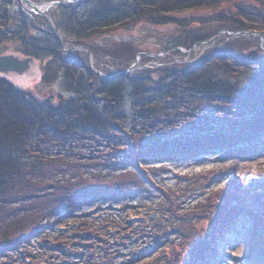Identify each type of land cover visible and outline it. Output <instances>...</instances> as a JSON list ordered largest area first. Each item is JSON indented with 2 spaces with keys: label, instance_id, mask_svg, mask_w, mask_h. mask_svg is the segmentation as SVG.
<instances>
[{
  "label": "trees",
  "instance_id": "16d2710c",
  "mask_svg": "<svg viewBox=\"0 0 264 264\" xmlns=\"http://www.w3.org/2000/svg\"><path fill=\"white\" fill-rule=\"evenodd\" d=\"M93 1L56 4L52 14H45L56 34L44 17L22 5L15 19L19 27L8 28L10 14L4 4H0V53L7 51V42L21 39L22 50H13L36 61L46 60L38 67L39 76L44 81L60 82L68 96L64 98L55 93L57 96L39 98L29 87L0 74V255L15 246L13 249L21 258L15 264H39L36 254L41 248L42 234L35 208L41 211L47 208L48 215L59 221L64 219L67 209L64 201L69 197L65 185L59 192L45 190L43 179L49 161L63 152L88 160V155H78L71 150L81 149L80 141L90 139L93 134L99 136L95 147L112 159L110 171H114L117 163H129V167L120 168L123 171L117 172V177L131 176V185L137 177L156 194L160 192L158 186L162 185L159 181L167 179L160 166L163 161H184L215 152L220 156L214 166L192 173L194 180H199L201 192L207 191V185L224 184L212 202L203 203L196 209L198 212L191 215L205 217L211 207L223 211H215L204 232L197 226L198 220L189 225L188 230L192 229L195 235L188 241L185 238L192 247L178 256L183 264L215 262L216 240L222 239L225 231L235 228L242 220L236 212L237 217L232 214L234 218L226 222L228 208L237 210L244 205L249 213L256 214L259 220L253 221L251 237L256 243L264 242V180L244 182V165L232 174L236 161L240 158L250 161L254 149L264 147V48L255 35L247 33L252 30L264 33V0H120L117 3L99 0L98 7L83 14L81 9ZM117 27L137 29L144 34L158 33L161 44L154 52L164 51L159 57L165 55L168 62L146 67L144 64L151 58L143 55L141 70L130 69L114 75L107 61H98L93 66L109 76L98 74L85 60V49L90 52L92 65V60L107 52L99 53L95 38L103 39ZM35 30H38L36 39ZM219 31L224 32L214 41L218 43V37L223 38V46L210 47L198 60L195 55L192 59L174 62L172 55L179 52L177 49L189 51L192 47H205ZM74 44L83 45L85 49L70 50ZM138 50H127L131 62L113 58V66L122 70L129 67ZM79 51L84 57L76 56ZM113 54L117 56L118 52ZM95 106L101 107L103 112ZM59 142L62 147L58 146ZM150 145L157 148L156 152H151L152 156L146 153V161L156 169L148 171L158 176L159 170L157 178L136 168L143 162L141 154L148 151ZM240 152L244 156H236ZM224 158L235 162L223 161ZM132 168L134 172L130 171ZM104 187V193L113 188ZM116 188L118 192L129 191ZM115 190L109 191L110 194H115ZM85 194L88 193L83 192L82 196ZM39 203L44 206H38ZM23 209L27 210L24 215L18 212ZM13 215L16 216L15 232L22 233L9 238L11 233L6 222ZM29 215L31 222L23 233L17 223L28 220ZM188 218L186 213L179 217L182 222ZM41 225L49 228L45 223ZM60 225H65V221ZM80 231L88 237H77L76 241L67 233L66 237H61L65 242L53 241L50 244L53 257L58 258L60 253L56 251L66 245L75 248L76 244L80 252H75L76 258L66 260V264L120 263L102 251H98L95 258L84 255L87 250L91 255L94 253L89 246L90 239H84L92 238L101 248L105 236L85 227ZM166 242L168 240L163 238L152 250ZM21 247L25 248L24 254L19 250Z\"/></svg>",
  "mask_w": 264,
  "mask_h": 264
},
{
  "label": "rangeland",
  "instance_id": "374dc122",
  "mask_svg": "<svg viewBox=\"0 0 264 264\" xmlns=\"http://www.w3.org/2000/svg\"><path fill=\"white\" fill-rule=\"evenodd\" d=\"M31 1L39 8H44L47 3L53 0ZM119 1L115 0V3ZM1 3L4 4L10 14L8 28H18L19 25L15 21L16 15L18 14V7L20 5L26 9H29V7L24 0H0ZM55 5L53 3L45 11V14H52ZM98 5H100V1L94 0L83 7L81 11L83 14H88L98 7ZM161 30H164V28ZM222 32L224 31H219L212 37L208 41L210 42L209 45L205 47L200 45L199 47H192L189 51L184 48L177 49L179 52L172 55L174 62H183L184 60L192 59L195 55L197 56H195V60H198L210 47L223 46V38L218 37V43L214 41L215 37ZM249 34L255 35L258 44L264 48V33L252 30L249 31ZM33 35L36 39L38 37V30H35ZM158 35V33L144 34L133 28L126 29L117 27L105 34L103 39L101 37L95 38L96 43L99 45V53L105 50L107 52L102 55L99 54L95 58V61L92 60V65L89 55H87L85 60L90 63L89 66L92 69L95 66V62L107 61L108 68L118 74L122 69H118L115 65L113 66V58L122 61L128 60L130 55L127 53V50L134 51L139 49L134 55L132 64L123 72L127 73L130 69L141 70L143 55L151 58L144 64L147 65L146 67L160 66L162 62H168V59L165 58V55L159 57L164 51L161 53L154 52L161 44L160 38H157ZM23 43L21 39L10 40L7 42L6 52H15L13 50L15 48L22 50ZM113 52H118V55L115 56ZM169 52L171 53L172 49ZM76 56L84 57L81 51ZM44 61L46 60H34L35 64L24 75L17 73L20 74L17 76L13 72H5V74L9 73L7 75H10L9 77L14 83L29 87L32 92L38 94L39 98L50 95L57 96L55 93H60V96L64 98L68 97L67 91L61 86L60 82H49L41 79L38 67L41 68ZM128 62L131 61L128 60ZM95 108L101 113L103 112L101 107L95 106ZM98 141V134H93L90 139H82L80 141L83 145L81 149L74 148L71 150L78 155H88V160L68 156L65 152L56 154L50 159V166L45 171L46 176L43 179V186H45V190L59 192L58 190L65 185L69 197L67 201H64L67 207L63 216L64 219L59 221L55 220V217L48 215L47 208H44L42 211L40 208H35V213H39L38 224H40V232L42 234L40 241L41 248L36 254L37 262L39 264H66V260H74L76 258L75 252L77 254L80 252V248L78 250L76 244L75 248L66 245L62 250L56 251L60 253L58 258L53 257L55 254L50 248V244L53 241H57L60 244L65 242L61 240V237H66L67 233L76 241L78 240L77 237H88L80 231L82 227H85L88 230H92L93 233L98 232L105 236L101 248L97 247V242L92 238L84 239L85 241L90 239L89 241L92 242L89 246L94 249V253L91 255L88 250L84 253V255L90 256L91 258L97 257V252L102 251L104 254H110L113 259L120 262L119 264H183V261L178 256L187 252L192 247L186 243L185 238L188 241L191 236L195 235L192 229L191 231L188 230L189 225H193L194 221L198 220L197 226L204 232L208 229L215 211H223L216 209V207H211L209 211L210 216L208 214L205 217H199L196 214L191 215L194 212H198L196 209L203 203L212 202V199L219 195L217 192H219L224 184L223 182L221 184L207 185L205 188L207 191L201 192L198 188L199 180H194L192 173L214 166L220 160V156L215 152L201 157L194 156L184 161H163L160 166L163 173L167 174V179L159 181L162 185L158 186L160 192L156 194L151 187L142 183L137 177V181L133 182L132 185L131 176L125 175L117 177V172L123 171L120 168L124 166L129 167V163L126 165L117 163L113 168L114 171H110L109 168H112V159L108 157V153L98 149L97 146L95 147ZM58 146L62 147L60 142ZM155 148L157 147L150 145L148 151L141 154L143 162L138 163V166H136L141 171L146 170L151 178H157L160 175L159 170L157 171L158 176L149 174L148 170L156 168L155 166L148 165L146 161V153L149 152L148 156L151 155V152H156ZM236 156L241 157L244 154L240 152ZM232 158H224L223 161L228 162L231 160L234 163L235 160ZM241 165H244V170H246V173L244 175L242 174L244 176V182L247 180L263 181L264 147L260 150L255 148L250 161L242 158L236 161L232 174L240 171ZM132 169L130 171L134 172L135 168ZM96 183L99 184V187ZM105 185L109 187L116 185L129 191L118 192V188L115 186L104 193ZM113 189H117L115 190L117 194H110L109 191ZM83 192L88 194L82 196ZM75 194L79 197H72ZM38 206H44V204L39 203ZM29 209L30 207H28ZM237 210L234 208H228L226 210V213L228 212L226 222L234 218L231 216L232 214L237 217L236 212H239L238 214L241 215L242 220L235 225V228L225 231L222 239L216 240L215 256L217 258L215 260L222 258L219 264H253L257 259L251 252L245 255L244 247L252 244L253 237H251V234L253 232L251 231V226L255 222H258L259 218L256 214L249 213L244 205H241ZM18 212L24 215L27 210L23 209ZM68 213H72V215H68ZM181 213H186L189 218L182 222L179 219ZM152 214L156 215L151 217ZM30 216L28 220L17 223V226L24 231L23 233L27 232V226L31 222ZM85 216L88 219H85ZM254 220L257 221L253 222ZM63 221H65V225H60ZM44 223L49 228L41 225ZM15 224L16 216L13 215L12 219L6 222L7 230L11 233L9 234V238H14L22 233L15 232ZM156 224H160L161 227L156 226ZM64 231H66L65 234H62ZM166 231L168 233L164 236ZM245 233H248V237H245ZM163 238H166L168 242L164 246H159L152 250L153 247L160 244ZM13 248H7L3 251L4 254L0 255V264H15L16 260H21L20 253ZM19 250L24 254V247H21ZM3 259H6L7 262L3 261Z\"/></svg>",
  "mask_w": 264,
  "mask_h": 264
},
{
  "label": "water",
  "instance_id": "95a60500",
  "mask_svg": "<svg viewBox=\"0 0 264 264\" xmlns=\"http://www.w3.org/2000/svg\"><path fill=\"white\" fill-rule=\"evenodd\" d=\"M29 6L35 9L37 12H43L44 9H39L33 2L30 0H24ZM33 61L30 57H22L13 53H3L0 54V72L5 73L9 71H14L16 73H21L28 67V61ZM30 61V62H31ZM128 69V68H127ZM126 69V70H127ZM97 73L100 74V71L95 69Z\"/></svg>",
  "mask_w": 264,
  "mask_h": 264
},
{
  "label": "bare ground",
  "instance_id": "6f19581e",
  "mask_svg": "<svg viewBox=\"0 0 264 264\" xmlns=\"http://www.w3.org/2000/svg\"><path fill=\"white\" fill-rule=\"evenodd\" d=\"M70 1H71V0H62V3H63V2H70ZM30 11H31V10H30ZM32 11H33V12H37L35 9H32ZM37 13H40V12H37ZM80 47L85 49V46H83V45H79V44H74V45H73V48H80ZM70 49H71V48H70ZM85 50H86V52H87L86 54L89 55V57H90V52H89L87 49H85ZM30 61H31V60H30ZM30 61H28V62H29V63H28V67L20 73L21 75L26 74V73L29 71V69H31V68L33 67V65L35 64L34 61H31V62H30ZM12 72H13L15 75H17V76L20 75V74L15 73L14 71H12ZM10 79H11V78H10ZM11 80H12V79H11Z\"/></svg>",
  "mask_w": 264,
  "mask_h": 264
},
{
  "label": "flooded vegetation",
  "instance_id": "af4514ba",
  "mask_svg": "<svg viewBox=\"0 0 264 264\" xmlns=\"http://www.w3.org/2000/svg\"><path fill=\"white\" fill-rule=\"evenodd\" d=\"M10 76V75H9Z\"/></svg>",
  "mask_w": 264,
  "mask_h": 264
}]
</instances>
